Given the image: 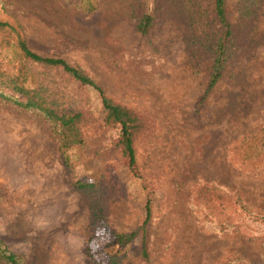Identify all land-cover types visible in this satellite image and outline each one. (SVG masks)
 Returning a JSON list of instances; mask_svg holds the SVG:
<instances>
[{
    "label": "rangeland",
    "instance_id": "obj_1",
    "mask_svg": "<svg viewBox=\"0 0 264 264\" xmlns=\"http://www.w3.org/2000/svg\"><path fill=\"white\" fill-rule=\"evenodd\" d=\"M210 2L0 0L12 26L0 29V72L81 115L82 143L62 153L42 114L0 96V240L24 264H108L116 253L120 264H264V0H225L230 50L211 87ZM18 36L141 117L133 167L98 92L24 57ZM211 191L246 210L216 206Z\"/></svg>",
    "mask_w": 264,
    "mask_h": 264
},
{
    "label": "trees",
    "instance_id": "obj_2",
    "mask_svg": "<svg viewBox=\"0 0 264 264\" xmlns=\"http://www.w3.org/2000/svg\"><path fill=\"white\" fill-rule=\"evenodd\" d=\"M224 2L225 0H211L210 2L212 17L218 22L220 26V35L219 38L213 43V64L210 74L209 87L214 85L220 78L226 57L230 50L229 47L231 43L232 32L230 24L225 16ZM83 7L90 11L94 9L95 5L91 4L90 2H86ZM200 16H203L201 21L205 23L206 15L200 14ZM152 20V16L147 14L144 15L137 24L138 30L142 33H145L148 27L152 24ZM0 29H3L4 31L12 30V26L8 22L0 20ZM16 46L22 55L31 61L50 67L60 68L79 84L83 86H90L98 92L101 99L102 108L105 112V122L106 124L118 126V144L120 145L123 156H125L128 160V165L133 167L136 161L134 142L137 135L143 129V121L141 117L130 108L116 103L110 97H108L104 90L96 83L93 77L89 75L81 66L70 63L62 57L40 55L31 50L27 41L21 36L16 38ZM0 96L4 100L11 102L18 107L34 110L42 114L45 119L53 126V130L57 137L58 146L62 153H65L66 150L71 146L82 143L81 131L79 128V122L81 120L80 113L57 111L41 94L39 89L25 87L23 84L18 83L17 77L6 75L4 72H0ZM76 186L80 189H83L91 187L93 184H87L83 181H78ZM210 196L213 197L212 200L218 201L215 204L216 206L223 205L224 207H230L233 204H236L240 206L243 211L246 210L244 207L245 205L234 202L227 193L211 191ZM149 216L150 208L149 205L146 204L145 219L140 227L143 236L145 235V225L148 222ZM260 219L264 222L263 216H260ZM136 234V231L126 234H114L113 239L115 243L124 245L129 242ZM116 255H118V253L109 257L108 264H120V258H117ZM0 263L24 264L22 259L14 252L9 250L1 240Z\"/></svg>",
    "mask_w": 264,
    "mask_h": 264
}]
</instances>
